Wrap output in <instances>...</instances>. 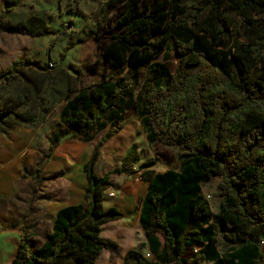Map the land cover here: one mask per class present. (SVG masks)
<instances>
[{
    "label": "trees",
    "instance_id": "obj_1",
    "mask_svg": "<svg viewBox=\"0 0 264 264\" xmlns=\"http://www.w3.org/2000/svg\"><path fill=\"white\" fill-rule=\"evenodd\" d=\"M121 2L102 50L108 63L121 68L117 77L79 88L48 138L47 158L68 138L91 142L104 131L84 165L87 205L59 209L40 246L24 230L12 264H94L102 250L115 251L118 244L102 236L104 224L123 218L117 207L104 206L103 191L113 187L110 176L132 175L157 163L153 157L135 168L141 152L134 143L120 168L96 174L100 148L121 131L129 109L138 111L149 144L175 146L182 154L178 170L143 172L148 189L140 224L146 240L126 251L123 264H263L264 0ZM23 26L14 29L26 34ZM8 28L0 20V30ZM164 52L175 54L177 63L157 61ZM30 65L39 66L16 60L0 72V84ZM141 66L147 70L135 95ZM24 123L19 111L0 105L4 129ZM213 177L222 179L217 213L202 196V184Z\"/></svg>",
    "mask_w": 264,
    "mask_h": 264
},
{
    "label": "rangeland",
    "instance_id": "obj_2",
    "mask_svg": "<svg viewBox=\"0 0 264 264\" xmlns=\"http://www.w3.org/2000/svg\"><path fill=\"white\" fill-rule=\"evenodd\" d=\"M121 3V0H0L2 28L10 27L9 31L0 30L1 36L9 39L10 42L15 40L19 47L18 51H23L26 56H29L28 61L43 62L41 66L30 65L23 68L20 77L16 76L7 85H0V105H3L6 100L14 103L21 102L19 93L22 90L26 93L30 92L31 101L28 102V105L37 106L41 100L48 110L46 128L51 130L49 133L51 135L59 120L63 105L67 99L73 98L77 94L79 88L94 85L104 78L117 77L121 68L108 63L102 50L108 39L107 33L113 28L114 21L122 10ZM17 21L26 23L25 27L23 26L27 31L26 34L15 31V26L19 24ZM36 31L46 32L43 35L42 43H36L35 35H31ZM156 37H158V33L153 35V38ZM20 41H23L24 45H21ZM67 45H71L72 48L64 52ZM21 46L24 48H20ZM169 54L164 52L157 55L156 60L167 64L173 61L176 64L175 54ZM72 67L81 70L82 73L75 74ZM91 67L96 69L95 73L88 72ZM125 69L127 70V68ZM138 70L139 82L135 89V95L145 79L147 66H141ZM39 72L43 73L42 89H40V78L37 75ZM22 77L24 81L20 79ZM22 85L26 86V91ZM32 107L34 108V106ZM103 134L104 131L96 133L94 140L90 143H84L75 137L67 140L61 147L65 154L57 159L61 166L56 173L48 177H44V174L41 173L46 159L43 156L38 158L39 169L32 173V201L44 200L45 202L48 197L47 188L52 185L64 189L66 199L71 196L68 187L73 181L81 187L82 191L85 190L87 181L84 164ZM134 143L138 144L141 152V160L137 163L136 168L144 160L153 157L157 159V163L138 169L132 176L124 173L110 176L115 187L103 191L104 206L105 208L109 204L117 206L123 212V218L109 221L103 225L102 236L118 245L115 251L102 250L94 264H123L124 252L137 248L141 242H145V234L140 224V211L141 197L148 189V182L144 180L143 172H164L170 169H179L181 149L161 143L149 144L138 111L129 109L125 112V124L121 131L100 148L99 160L95 167L96 173L103 176L115 168H120L124 156ZM172 157L175 159L174 162H171ZM54 165L55 162L52 166L54 167ZM28 169L25 168V171L23 169V181L28 180ZM221 180V177H213L202 184V196L208 201L213 213L219 212L220 209L219 186ZM22 184L24 183L22 182ZM111 190L116 192L114 199L107 197L108 191ZM41 191L43 194L39 193ZM28 193L29 190L26 191V194ZM133 194L137 195L134 208ZM24 201L25 197H22L16 199L14 204ZM26 201H28V197ZM84 204L87 205V202ZM26 224L32 226L30 221ZM39 230L43 233V238L46 230L42 227ZM159 238L164 243V238L160 233ZM39 240L41 241V239ZM36 243L38 245L37 241ZM217 246L221 253L225 252V241L221 235L217 236ZM142 251L146 257L147 253L151 254L148 248ZM166 264L175 263L170 261Z\"/></svg>",
    "mask_w": 264,
    "mask_h": 264
},
{
    "label": "crops",
    "instance_id": "obj_3",
    "mask_svg": "<svg viewBox=\"0 0 264 264\" xmlns=\"http://www.w3.org/2000/svg\"><path fill=\"white\" fill-rule=\"evenodd\" d=\"M17 23L26 25V23H23L22 21H17ZM35 37L36 43L43 42L42 38L44 36ZM20 42L21 45L24 43L23 41ZM20 48L24 47L21 46ZM18 49L19 47L15 40L10 42L9 39L3 38L0 32V72L9 69L19 58H24L26 60L30 59L29 56H26L23 51L19 52ZM37 63L41 66L43 62L41 63L40 61H37ZM37 75H39L40 89H42L43 73L39 72ZM17 76L20 77L19 75ZM14 78L0 85H7V83ZM20 79L24 81L23 77ZM24 87L26 91V86H23V88ZM29 93L23 92V90L19 93L20 98L22 99L21 102L14 103L10 100L4 102V104H9V106L19 111L23 115L25 123L14 125V127L10 129H4L0 124V264H12V261L17 254L18 245L21 242L24 230L30 234L34 246H40L43 244L46 234L52 232L56 214L59 209L69 205L84 204V202H86L85 190L88 182L85 190L83 189L82 191L81 187L74 181L70 183V186L68 187V190L71 192L69 199H66L64 189L52 185L50 188H47L48 197H46L45 202L44 200L32 201V173L39 169L38 158L43 156L46 159L45 166L41 170L44 177L56 173L59 166H61L57 159L65 154V151L61 147H63L64 143L71 138L63 141L55 149L51 157H46L49 148L48 138L51 131L46 128L48 110L45 108L46 106L43 105L41 100H39L40 103H37V106L32 105L34 108L31 105L29 106L28 102L31 101ZM54 162L55 165L53 167L52 165ZM25 168H29L27 181H23L22 179L24 174L23 169L25 171ZM44 181H46V179H44ZM22 182L24 184H22ZM114 187L115 184L113 183V187L110 188ZM28 190L29 193L26 194V191ZM39 193L43 194L42 191ZM26 196L28 197V201H26ZM136 196V194H133L132 196L133 208L135 206L134 202ZM22 197H25L24 202H17L14 204L16 199H21ZM114 198H116V196L111 199ZM109 207H112L111 204H109L106 209ZM28 221L32 223V226L26 224ZM41 227L46 230L43 238V233L39 230ZM39 239H41V241ZM36 241L38 242V245H36Z\"/></svg>",
    "mask_w": 264,
    "mask_h": 264
},
{
    "label": "built area",
    "instance_id": "obj_4",
    "mask_svg": "<svg viewBox=\"0 0 264 264\" xmlns=\"http://www.w3.org/2000/svg\"><path fill=\"white\" fill-rule=\"evenodd\" d=\"M107 196H108L109 198H113V197L116 196V193H115V191L111 190V191L108 192ZM150 255H151V254L147 253V257L150 258V257H151Z\"/></svg>",
    "mask_w": 264,
    "mask_h": 264
}]
</instances>
